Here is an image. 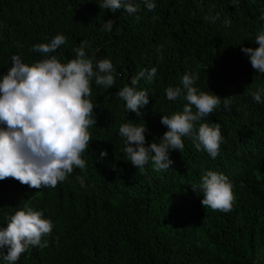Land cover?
I'll return each instance as SVG.
<instances>
[{
	"label": "trees",
	"instance_id": "obj_1",
	"mask_svg": "<svg viewBox=\"0 0 264 264\" xmlns=\"http://www.w3.org/2000/svg\"><path fill=\"white\" fill-rule=\"evenodd\" d=\"M102 2L0 0V77L13 55L30 66L44 59L30 49L57 34L66 43L49 55L61 63L74 59V49L87 40L94 65L109 59L117 73L108 89L90 82L96 124L89 126L91 140L81 156L84 171L74 169L56 188L0 180V228L25 205L54 225L49 246L30 247L16 264H264V103L252 96L261 91L264 99V73L241 50L259 47L264 0H153V11L142 0H126L139 4L136 14L101 9ZM108 19L115 21L113 30L102 31ZM153 67L151 82L141 79L137 86L149 94V104L140 115L127 111L116 94ZM186 73L198 76V92L230 97V110L221 105L202 121L221 125L219 155L213 159L184 137L183 153L169 151L167 170L155 171L151 162L134 167L120 126L145 124L147 144L159 143L168 130L162 116L186 103L169 101L165 90L182 86ZM104 150L108 155L101 157ZM209 170L233 183L230 212L206 209L193 191ZM77 176L84 177L83 187Z\"/></svg>",
	"mask_w": 264,
	"mask_h": 264
},
{
	"label": "clouds",
	"instance_id": "obj_2",
	"mask_svg": "<svg viewBox=\"0 0 264 264\" xmlns=\"http://www.w3.org/2000/svg\"><path fill=\"white\" fill-rule=\"evenodd\" d=\"M148 11L156 7L153 0H142ZM101 9L113 13L123 8L128 14L140 11L139 4L126 0H103ZM137 22L139 15L135 16ZM208 19V17H205ZM213 22L215 18H212ZM259 19L264 21V14ZM115 21L108 19L101 30L111 32ZM226 24L231 23L225 21ZM66 43V37L57 34L48 43L33 45L44 59L31 66L20 56H12V67L0 77V180L13 178L30 188H56L66 181L74 169L84 171L86 162L81 158L91 140L89 126L96 124L90 82L105 89L115 85V68L109 59L95 63L88 58L89 42L83 40L74 49L75 58L61 63L54 53ZM258 48L244 47L256 72L264 73V32L256 36ZM19 47V45H17ZM157 69L140 70L130 78V85L120 88L116 96L125 102L127 111L141 114L149 104V94L137 90L141 79L148 82L156 76ZM197 75L186 73L178 87H168L169 101L183 99L182 111L171 116L163 115L161 124L167 131L159 143L147 144L145 124L124 123L119 135L124 138V152L134 167L143 170L151 162L155 171L167 170L173 163L170 150L183 153L184 141L188 137L197 150L206 151L213 159L219 155L222 142L219 123L202 122L215 113L221 105L230 110L231 100L198 92L194 87ZM257 103H264L261 91L252 93ZM195 108V111H193ZM101 157L108 155L104 150ZM83 187V176H77ZM197 195H202V206L219 212H230L235 199L233 183L215 171H207L198 185H192ZM53 223L43 218V212L25 205L9 218L7 227L0 228V261L16 264L30 247L44 249L49 246L47 237L53 231ZM7 248L6 253L3 249Z\"/></svg>",
	"mask_w": 264,
	"mask_h": 264
}]
</instances>
